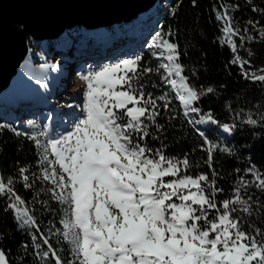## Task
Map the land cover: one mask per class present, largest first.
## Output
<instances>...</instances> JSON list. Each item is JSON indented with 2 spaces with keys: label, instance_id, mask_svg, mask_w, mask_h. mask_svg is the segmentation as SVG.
<instances>
[{
  "label": "snow or ice",
  "instance_id": "6c2138e0",
  "mask_svg": "<svg viewBox=\"0 0 264 264\" xmlns=\"http://www.w3.org/2000/svg\"><path fill=\"white\" fill-rule=\"evenodd\" d=\"M225 17L223 31L235 53L237 45L230 37L239 32L231 27L232 17L227 12L217 14L218 19ZM259 34L264 37V26ZM172 35L171 29L155 32L149 48L153 49V56L166 57L168 62L161 65L166 72L162 78L175 89L187 118L201 112L194 106L201 91L183 75L179 44L167 38ZM142 59L135 54L80 71L79 78L86 82V88L79 104L73 98L66 105L72 111L64 114L68 117L66 122L60 117L63 131H49L47 125L32 133L13 128L17 135L23 134L33 141L39 153L41 178L53 185L51 198L66 206L59 221L62 228L55 231L58 240L68 244L69 258H62L49 236L40 231L30 209L22 207L24 201L15 194L11 178L7 182L0 178V194L11 201L5 210L14 211L20 228L39 231L42 243L37 242L36 232H31L33 246L40 249L36 255L41 260L51 256L55 264H264V230L252 225L248 231L243 226L254 211L264 212V201H257L254 207L253 197L241 194L246 185L255 182L264 191V175L255 166L248 167L245 171L254 174L253 180L240 177L242 183L231 190L232 195L218 202L217 194L224 191L217 186L218 174L190 175L188 169L192 165L187 154L171 157L150 147L146 139L150 135L159 139L165 130L157 117L159 108H169V97H154L146 91V84L141 82L143 74L153 69L142 66ZM237 62L246 78L264 82V74L257 76L252 71L249 75L251 69L244 70V63L251 64L250 60L243 61L237 55L232 63ZM155 70L159 72L160 68ZM203 91L211 93L213 88ZM157 101L164 103L159 105ZM205 121L227 132L234 131L233 125L215 121L211 109L200 122ZM247 122L256 125L258 120L249 115ZM259 123L264 125V113L260 114ZM195 130L207 142L206 163H211L213 149L218 145L208 140L205 131ZM223 151L232 149L225 147ZM25 171L19 169L25 187H31ZM51 232L49 228L48 233ZM3 236L0 233V239ZM43 245H47L46 250ZM28 247L24 245L25 249ZM0 264H10L3 248Z\"/></svg>",
  "mask_w": 264,
  "mask_h": 264
},
{
  "label": "trees",
  "instance_id": "16d2710c",
  "mask_svg": "<svg viewBox=\"0 0 264 264\" xmlns=\"http://www.w3.org/2000/svg\"><path fill=\"white\" fill-rule=\"evenodd\" d=\"M169 7L171 12L162 19L160 31L171 29L174 33L167 38L179 44V62L184 66L183 75L188 77L190 85L201 91L200 99L194 102V106L199 107L201 112L187 118L184 116L175 89L162 78L166 75L161 66L164 59L153 56V49L142 47L139 53L143 58L141 65L151 67L153 71L144 73L141 82L146 84V91L152 92L154 97H169V108H159L160 115L157 117V121L165 125V130L160 133L159 139L156 135H150L146 143L153 149H161L167 156L182 158L187 154L192 165L188 169L190 175L205 172L211 177L218 174L217 186L224 189L216 196L219 202L232 195L231 190L242 183L240 177L247 181L253 180L254 174L245 171L248 167L255 166L264 175V125L259 123L260 114L264 113V82L246 78L240 62L232 63L238 55L243 61H251V64L244 63L245 71L251 69L249 75L252 71L257 73L264 69V37L259 34L260 27L264 26V11H261L264 10V0H196L195 4L192 0H169ZM225 12L232 17L231 27L239 32V35L230 37L237 45L235 53L223 31L226 17L225 21L217 18L218 13L222 15ZM248 35L254 39H241ZM157 68H160L159 72L155 70ZM208 87L213 88V92L203 91ZM157 103L162 105L164 101ZM209 109L215 121L233 125L234 131L227 132L215 123H201ZM177 112L179 115H175ZM249 115L258 120L256 125L247 122ZM14 119L7 115L0 116V125L10 126L0 127V178L5 182L12 179L15 194L24 201L22 207L30 209V214L40 224V231L49 236L62 258L68 259L69 246L65 241L58 240L55 231L56 228H62L59 221L63 216L62 208L66 206L51 198L53 185L50 180L41 178L42 172L37 164L39 153L33 141L23 134L17 135L13 128L31 132L21 129ZM192 120L197 123H191ZM196 128L205 131L208 140L218 145L213 149L211 163H206L208 145ZM208 129L214 131L209 133L206 131ZM152 131L155 132L154 126ZM225 147L232 151H223ZM20 168L26 169L24 175L29 177L31 187H25ZM255 183L246 185L241 193L253 197L254 207L257 201H264V191L256 187ZM10 202L6 195L0 194V233L4 234L0 239V248L5 250L10 264H55L51 256L41 260L36 255L40 249L33 246L31 232L35 231L37 242L42 243L39 231L20 228L14 219V211L5 210ZM252 225L264 230V212L254 211L243 226L251 231ZM49 228H52L51 234L48 233ZM257 239L260 237L257 236ZM25 244L29 245L27 249L24 248ZM46 249L47 245H43V250Z\"/></svg>",
  "mask_w": 264,
  "mask_h": 264
},
{
  "label": "water",
  "instance_id": "95a60500",
  "mask_svg": "<svg viewBox=\"0 0 264 264\" xmlns=\"http://www.w3.org/2000/svg\"><path fill=\"white\" fill-rule=\"evenodd\" d=\"M160 1L0 0V97L12 87V80L28 57L29 35L37 40L51 41L62 37L66 30L75 28L81 27L84 31L88 29L89 33L105 30L102 40L91 45L93 50L98 51L110 39L108 29L120 30L119 26L124 28L126 25L145 21V17L150 14V19L155 20L157 25H149L153 30L149 31L148 40L158 30V25L164 18L159 14ZM80 39L81 37L77 39L76 44ZM73 48L70 45V50ZM81 48L84 51L87 46Z\"/></svg>",
  "mask_w": 264,
  "mask_h": 264
},
{
  "label": "rangeland",
  "instance_id": "374dc122",
  "mask_svg": "<svg viewBox=\"0 0 264 264\" xmlns=\"http://www.w3.org/2000/svg\"><path fill=\"white\" fill-rule=\"evenodd\" d=\"M165 5L166 8L167 6L169 7V0H166ZM166 8H161L162 10L160 12L167 11ZM162 14L163 13H161V15ZM221 20L225 21V19ZM154 21L150 19L142 22H135L124 28L121 25L118 27L120 29L117 30L118 32L113 31V29H108L110 39H108L106 46L104 45L98 51L93 50L90 44L87 45V48L82 46L86 49L84 51H82L83 48L78 47V44H76L77 39L84 37V33H82L81 29L69 32L68 35H71L69 37H62V39L59 37L49 41L37 40L34 38L32 45L29 46L28 57L31 58L34 63L42 65L50 64L55 61L61 64L63 71L67 72V77L72 79L75 77L77 71H81L79 65L82 61L85 63L92 62L94 67H98L102 64L114 62L120 58H129L131 55L139 54L140 51L138 49L142 47L144 41L147 39L150 33L149 31L153 30L149 25H157ZM223 23L225 24V22ZM133 29H136V31L134 32ZM225 35L229 38L227 34ZM94 38H96V41L102 40V36ZM70 45H73V50H70ZM161 58L164 59V63L168 62L166 57ZM51 59H54V61ZM262 74H264V69L256 73L257 76ZM33 82L36 84L38 79L34 78ZM84 83L86 84V82ZM49 87L50 86H48L47 89H49ZM12 91L15 92L14 96H12ZM82 98L83 96L80 101ZM41 101L42 98L38 100L30 99L28 93L23 92L18 86L13 85L0 97V116L7 115L15 118L14 122H16L21 129L31 133L33 131H40L45 126L44 118L48 119L49 116L52 118L51 113H47L45 117L40 115L41 110L38 107ZM129 107H131V105H129ZM29 121H34L35 124H29ZM169 178L170 177H165L166 180ZM172 199L176 200V197Z\"/></svg>",
  "mask_w": 264,
  "mask_h": 264
},
{
  "label": "bare ground",
  "instance_id": "6f19581e",
  "mask_svg": "<svg viewBox=\"0 0 264 264\" xmlns=\"http://www.w3.org/2000/svg\"><path fill=\"white\" fill-rule=\"evenodd\" d=\"M159 3L160 10H162L161 8L166 7V2L161 0ZM145 18L146 20H149L151 15L149 14ZM125 27H127V25ZM77 29H82V33H84V37L77 42L78 47L80 48L82 46L86 47L87 44L92 45V43L96 41V38L94 37L104 36L106 33L105 30H98L89 33L88 29H85L84 31L83 28L80 27L73 30H66L62 34V37H69L71 34L68 35V33L77 31ZM62 37L60 38L62 39ZM33 41L34 38L29 35L27 38L28 50ZM52 61H54V59ZM53 65H55V67H53ZM88 67H94L93 63H85L82 61L79 65L81 71ZM62 68L61 64L55 61L50 64L42 65L34 63L31 58L27 57L21 64L17 76H15L11 83V86L16 85L23 92L28 93L32 100L42 98L40 106L38 107L41 110L40 115L45 117L47 113L52 114L51 119L48 120L44 118V121L45 125L48 126L49 131L55 133L63 131V127L60 126V117L63 116V120L66 122L68 117L64 114L72 111V109H69L66 105L71 103L73 98H75L77 104H79L83 90L86 88V84L79 78L80 71H77L75 77L69 79L67 77V72L63 71ZM34 78L38 79L36 84L33 82ZM45 84L47 87L50 86L49 89L44 86ZM76 111H79V109L77 108Z\"/></svg>",
  "mask_w": 264,
  "mask_h": 264
},
{
  "label": "built area",
  "instance_id": "2783aa9c",
  "mask_svg": "<svg viewBox=\"0 0 264 264\" xmlns=\"http://www.w3.org/2000/svg\"><path fill=\"white\" fill-rule=\"evenodd\" d=\"M162 1H165L166 2V0H162ZM166 8V7H165ZM167 11H162V12H160V15H161V13H163L162 14V16H165L166 14H168L169 12H171V8L170 7H168L167 6ZM168 9H169V11H168ZM161 11V10H160ZM229 16V15H228ZM226 19H227V17H226ZM160 27H161V23L158 25V30L157 31H160ZM156 31V32H157ZM155 34V33H154ZM154 34L148 39V40H145L144 41V43H143V47H149V45L151 44V41H152V37L154 36Z\"/></svg>",
  "mask_w": 264,
  "mask_h": 264
}]
</instances>
